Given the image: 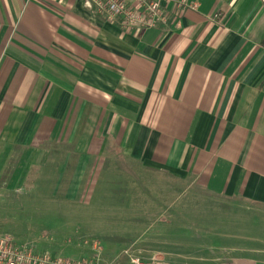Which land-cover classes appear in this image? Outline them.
Segmentation results:
<instances>
[{"label": "crops", "instance_id": "crops-1", "mask_svg": "<svg viewBox=\"0 0 264 264\" xmlns=\"http://www.w3.org/2000/svg\"><path fill=\"white\" fill-rule=\"evenodd\" d=\"M163 6L166 25L125 31L81 0H0L4 189L45 174L71 198L143 176L264 223V0ZM181 208L109 209L38 252L90 258L96 240L97 264H264V236L208 244Z\"/></svg>", "mask_w": 264, "mask_h": 264}, {"label": "rangeland", "instance_id": "rangeland-1", "mask_svg": "<svg viewBox=\"0 0 264 264\" xmlns=\"http://www.w3.org/2000/svg\"><path fill=\"white\" fill-rule=\"evenodd\" d=\"M106 170L110 171L107 164ZM51 176L41 174L38 178L20 183L14 189H4L6 186L0 184V234L9 236L17 245H25L33 251L45 249L58 253L59 245L72 237L78 228V234L85 235L89 232V226L97 227L105 223L109 209L182 207L190 211L189 218L196 227L204 229L200 230L199 236L201 241L208 244L228 247L246 243L245 239L231 238L232 235L264 236V223L254 224L250 215L223 211L205 200H190V192L179 195L176 191L165 189L163 193L160 190L166 187L160 179L142 176L140 180L129 181L125 175L116 174L113 183H103L99 191L93 190V185H90L85 194L78 192L74 197L67 198L57 189L58 181ZM112 188L116 190L113 192ZM205 230L212 233H205Z\"/></svg>", "mask_w": 264, "mask_h": 264}, {"label": "built area", "instance_id": "built-area-1", "mask_svg": "<svg viewBox=\"0 0 264 264\" xmlns=\"http://www.w3.org/2000/svg\"><path fill=\"white\" fill-rule=\"evenodd\" d=\"M96 14L107 21H118L125 31L146 29L159 24L166 25L167 14L163 3L170 0H81ZM183 4V5H182ZM184 6L179 3L178 6ZM195 7V4L188 5ZM93 256L90 258H69L33 251L25 245H17L12 239L0 234V264H97L101 250L99 243L93 241ZM134 264H143L138 259Z\"/></svg>", "mask_w": 264, "mask_h": 264}]
</instances>
